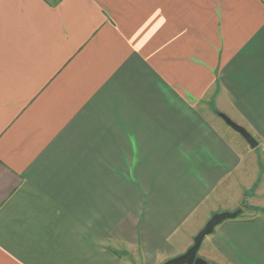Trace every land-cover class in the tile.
I'll use <instances>...</instances> for the list:
<instances>
[{
  "label": "crops",
  "instance_id": "obj_1",
  "mask_svg": "<svg viewBox=\"0 0 264 264\" xmlns=\"http://www.w3.org/2000/svg\"><path fill=\"white\" fill-rule=\"evenodd\" d=\"M240 208L205 264H264V0H0V264H163Z\"/></svg>",
  "mask_w": 264,
  "mask_h": 264
},
{
  "label": "water",
  "instance_id": "obj_2",
  "mask_svg": "<svg viewBox=\"0 0 264 264\" xmlns=\"http://www.w3.org/2000/svg\"><path fill=\"white\" fill-rule=\"evenodd\" d=\"M218 117L222 119L225 125L238 133L251 149H254L257 146L256 140L243 127L233 122L224 114H218ZM241 211L242 209H238L234 212H222L214 214L194 237L193 244L185 253L169 259L163 264H205L201 258L197 257V252L203 239L207 235L211 234L217 225L221 224L225 220L236 218L241 213Z\"/></svg>",
  "mask_w": 264,
  "mask_h": 264
},
{
  "label": "rangeland",
  "instance_id": "obj_3",
  "mask_svg": "<svg viewBox=\"0 0 264 264\" xmlns=\"http://www.w3.org/2000/svg\"><path fill=\"white\" fill-rule=\"evenodd\" d=\"M246 207H247V205H246ZM240 209H242V208H240ZM242 210H243V209H242ZM241 212H242V211H241ZM240 214H241V213H240ZM240 214H239V215H240ZM203 243H204V240H203ZM192 244H193V243H192ZM189 248H190V247H189ZM189 248H188V249H189ZM188 249H187V250H188ZM199 249H200V248H199ZM187 250H186V251H187ZM186 251H185V252H186ZM185 252H184V253H185ZM182 254H183V253H182ZM178 256H179V255H178ZM201 256H204V255H202V254L200 253V250H198V252H197V257L200 258ZM176 257H177V256H176Z\"/></svg>",
  "mask_w": 264,
  "mask_h": 264
}]
</instances>
